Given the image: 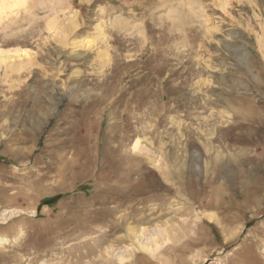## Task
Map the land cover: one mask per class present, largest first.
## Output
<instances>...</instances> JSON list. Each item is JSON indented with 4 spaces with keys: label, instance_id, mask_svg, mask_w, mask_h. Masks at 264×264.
I'll use <instances>...</instances> for the list:
<instances>
[{
    "label": "rangeland",
    "instance_id": "374dc122",
    "mask_svg": "<svg viewBox=\"0 0 264 264\" xmlns=\"http://www.w3.org/2000/svg\"><path fill=\"white\" fill-rule=\"evenodd\" d=\"M0 8V264H264V0Z\"/></svg>",
    "mask_w": 264,
    "mask_h": 264
},
{
    "label": "trees",
    "instance_id": "16d2710c",
    "mask_svg": "<svg viewBox=\"0 0 264 264\" xmlns=\"http://www.w3.org/2000/svg\"><path fill=\"white\" fill-rule=\"evenodd\" d=\"M60 197H61V195L54 196V197H52V198L46 199V200L44 201V203H46V204H52V203H54L56 200H58Z\"/></svg>",
    "mask_w": 264,
    "mask_h": 264
},
{
    "label": "bare ground",
    "instance_id": "6f19581e",
    "mask_svg": "<svg viewBox=\"0 0 264 264\" xmlns=\"http://www.w3.org/2000/svg\"><path fill=\"white\" fill-rule=\"evenodd\" d=\"M155 1V0H154ZM183 1H185V0H181V2H183ZM173 6L175 7V5H174V3H173ZM179 6V5H178ZM178 6H176L177 7V9H179V7ZM182 6V5H181ZM2 9L3 8H0V14H1V11H2ZM158 10V9H157ZM174 11V10H173ZM147 14V13H146ZM25 55H26V53H24ZM122 216V215H121ZM117 218V217H116ZM209 218H211V219H214V220H217V216L216 215H212V214H210L209 215ZM120 220V219H119ZM125 221V220H124Z\"/></svg>",
    "mask_w": 264,
    "mask_h": 264
}]
</instances>
